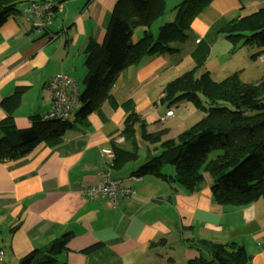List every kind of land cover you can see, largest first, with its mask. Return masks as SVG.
Listing matches in <instances>:
<instances>
[{
  "label": "crops",
  "instance_id": "obj_1",
  "mask_svg": "<svg viewBox=\"0 0 264 264\" xmlns=\"http://www.w3.org/2000/svg\"><path fill=\"white\" fill-rule=\"evenodd\" d=\"M29 1L20 3L19 11L0 25V122L11 107V96L19 91L11 113L18 129L30 128L50 109L46 83L55 73L71 76L82 90L91 72L84 64V48L89 40L102 42L117 0H63L46 33L32 31L20 11ZM181 1L165 0L163 14L149 26L153 38L161 25L174 20ZM263 6L264 0H211L192 19L176 51L144 55L120 71L109 90L110 98L84 124L73 123L55 144L41 142L20 158L0 161V264H19L29 252L44 251L65 235V244L55 256L64 264H188L200 253L207 255L200 248L201 240L236 241L248 255L245 264H264V201L240 206L216 202L208 172H203V183L193 191L157 176L127 179L160 151L141 138L142 129L162 131L160 139L175 137L203 116L193 106L181 113L187 119H180L179 103L169 105L163 92L169 81L194 66V48L207 46L198 73L207 71L213 80L234 72L243 81L259 77L248 74L258 67L251 59L258 47L233 50L220 29L229 20L249 16ZM141 36L142 29L137 27L132 41ZM161 93L164 97L157 102ZM168 109L174 114L165 116ZM130 112L145 124L143 128L135 125L134 147L121 133ZM162 116L164 120L159 121ZM116 147L136 151V157L114 167ZM161 171L167 177L174 175L171 165L165 164ZM106 177L126 178L124 184L135 194L120 196L113 207L105 198L90 199L82 191ZM238 223L244 228L255 226L241 238Z\"/></svg>",
  "mask_w": 264,
  "mask_h": 264
},
{
  "label": "trees",
  "instance_id": "obj_2",
  "mask_svg": "<svg viewBox=\"0 0 264 264\" xmlns=\"http://www.w3.org/2000/svg\"><path fill=\"white\" fill-rule=\"evenodd\" d=\"M24 1L0 0V25L8 16L16 14L18 5ZM36 1L39 0L28 3ZM210 1L182 0L176 6L174 20L161 25L158 36L153 38L149 26L163 14L165 0H117L102 42L89 40L84 48V64L91 72L80 91L77 111L66 120L47 121L41 116L30 128L18 129L11 115L20 94L15 91L11 107L0 122V161L20 158L41 142L55 144L73 123L84 124L87 116L110 98L109 90L120 71L129 64H136L144 55L176 51V44L186 39L192 19ZM137 27H141L142 36L133 42ZM220 32L233 50L242 46L264 48V6L249 16L229 20ZM207 52V46L194 48L191 52L194 66L163 88L169 105L189 102L202 111L203 116L175 137L160 139L162 131L146 133L142 129L141 138L160 151L138 166L133 174L161 177L193 191L203 183V172H208L216 202L245 205L264 195V76L243 81L239 73L234 72L219 81L213 80L207 71L198 73ZM135 125L145 126L138 114L130 112L121 133L133 147L136 146ZM212 152L214 155L210 156ZM135 157L136 151L116 147L112 165L119 167ZM165 164L173 167L172 178L162 173ZM66 236L53 241L44 251L29 252L19 264H64L55 256L64 246ZM199 243L207 255L200 253L188 264H245L248 259L243 245L236 241L201 240Z\"/></svg>",
  "mask_w": 264,
  "mask_h": 264
},
{
  "label": "built area",
  "instance_id": "obj_3",
  "mask_svg": "<svg viewBox=\"0 0 264 264\" xmlns=\"http://www.w3.org/2000/svg\"><path fill=\"white\" fill-rule=\"evenodd\" d=\"M63 0H39L26 4L20 9L26 20L29 21L32 31L35 33H46L51 24V18L54 12L62 9ZM50 38H54V34H49ZM47 89L51 94V107L46 111L42 118L47 121L55 119L66 120L70 118L71 114L78 105L80 89L78 83L71 76L64 72H57L49 78L46 83ZM164 93H161L157 102L163 99ZM173 109H168L165 116L173 115ZM165 116L159 118L163 121ZM108 155L112 152L107 151ZM124 177H106L102 183L88 186L82 189L90 199L105 198L109 206L115 207L118 204L120 196L134 195V190L124 184ZM127 179L139 181L141 177L132 175ZM0 251V257L2 255Z\"/></svg>",
  "mask_w": 264,
  "mask_h": 264
},
{
  "label": "rangeland",
  "instance_id": "obj_4",
  "mask_svg": "<svg viewBox=\"0 0 264 264\" xmlns=\"http://www.w3.org/2000/svg\"><path fill=\"white\" fill-rule=\"evenodd\" d=\"M252 48H253V47H251V46H245V47H243V50H242V51H248V50H251ZM255 48H257V47H255ZM254 51H255V49H254ZM251 59L254 60L255 64H256L258 67H257V69H256V72H255V68H254V69L251 70L248 74L251 73V78H254L253 75H257V76H259L258 78H261L262 76H264V73L262 72V68H263V66H264V48L258 47V49L256 50V53H255V56L252 57ZM241 61H242V54H239V56H238V62H241ZM262 73H263V74H262ZM261 74H262V75H261ZM221 76H223V75H220L219 77H221ZM215 77H216V78H219V77H217V76H215ZM240 77H241V79H244L243 76L240 75ZM258 78L255 77L254 80H256V79H258ZM254 80H253V81H254ZM218 81H219V80H218ZM79 106H80V105H77V106H76V109L74 110V112L77 111V109L79 108ZM177 106H178L177 115H178V117H180V119H183V120H185V119H187V118L181 116L182 111H187L186 108H188L189 110H190V109H195L191 103H189V102H184V101H180L179 104H178ZM186 115L188 116L189 113H187ZM198 120H199V119H198ZM213 155H214V153L212 152V153L210 154V156H213ZM166 166L170 167V165H167V164H166ZM172 168H173V167H172ZM173 172H174V169H173ZM258 199H259L260 202H261V201H264V195H263V196H260ZM263 224H264V223H263ZM254 226H255V225H252V226H249V227H247V228H244L243 225H241L240 223H238V224H237V227H238L237 234H238L241 238H244L245 232H248L249 230H252V229L254 228ZM245 238H246V235H245ZM248 240H250L249 237H248ZM245 241H246V240H245Z\"/></svg>",
  "mask_w": 264,
  "mask_h": 264
}]
</instances>
